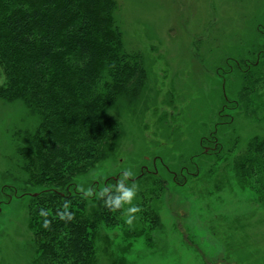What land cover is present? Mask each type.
<instances>
[{"label":"rangeland","instance_id":"rangeland-1","mask_svg":"<svg viewBox=\"0 0 264 264\" xmlns=\"http://www.w3.org/2000/svg\"><path fill=\"white\" fill-rule=\"evenodd\" d=\"M117 1L147 83L137 102L115 106L117 143L75 183L89 198L138 187L122 199L119 223L102 225L99 263L264 264V203L233 169L264 138V0ZM39 121L21 103L0 102V264H36L29 211L39 192L16 152L19 131ZM132 206L140 211L128 225Z\"/></svg>","mask_w":264,"mask_h":264},{"label":"trees","instance_id":"trees-1","mask_svg":"<svg viewBox=\"0 0 264 264\" xmlns=\"http://www.w3.org/2000/svg\"><path fill=\"white\" fill-rule=\"evenodd\" d=\"M118 10L117 0H0V102L21 103L40 120L19 131L16 152L25 184L39 192L29 211L36 264H100L101 227L123 216L117 190L89 198L74 188L117 143L115 106L137 102L147 83ZM260 65L245 68L246 82ZM233 169L264 203V138L255 137Z\"/></svg>","mask_w":264,"mask_h":264},{"label":"clouds","instance_id":"clouds-1","mask_svg":"<svg viewBox=\"0 0 264 264\" xmlns=\"http://www.w3.org/2000/svg\"><path fill=\"white\" fill-rule=\"evenodd\" d=\"M132 175H133V173L129 174L127 176V178L130 177V176H132ZM123 176H124V174H123ZM118 183H119V181H118ZM133 187L137 188V191H138L137 185L133 184ZM137 191L136 192H132V191L126 192L124 194V196L122 197V199L124 201L131 202L135 198ZM109 208H111V209H117L116 207H109ZM139 211H140V209L137 206H132L131 208H129L126 211V213H125V217H126L125 222L128 225H132L133 224V221L135 220V215L134 214L137 213V212H139ZM45 227H48V225L46 224Z\"/></svg>","mask_w":264,"mask_h":264}]
</instances>
